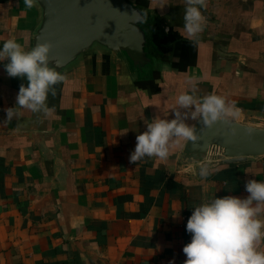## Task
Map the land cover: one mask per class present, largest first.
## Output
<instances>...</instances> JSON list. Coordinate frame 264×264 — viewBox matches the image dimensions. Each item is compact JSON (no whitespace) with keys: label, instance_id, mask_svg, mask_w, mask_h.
<instances>
[{"label":"crops","instance_id":"crops-1","mask_svg":"<svg viewBox=\"0 0 264 264\" xmlns=\"http://www.w3.org/2000/svg\"><path fill=\"white\" fill-rule=\"evenodd\" d=\"M184 7V0L166 7L180 33ZM201 12L198 42L184 39L154 83L96 54L49 95L47 115L20 110L5 122L27 84L0 62V264H184L193 207L246 198V181L264 180V156L201 177L179 162L184 140L166 160L129 163L145 121L174 118L176 97L193 83L198 96L234 104L233 120L264 127V0H206ZM34 18L23 2L0 6V48L14 38L26 49Z\"/></svg>","mask_w":264,"mask_h":264},{"label":"clouds","instance_id":"clouds-1","mask_svg":"<svg viewBox=\"0 0 264 264\" xmlns=\"http://www.w3.org/2000/svg\"><path fill=\"white\" fill-rule=\"evenodd\" d=\"M23 4L31 10L39 6L40 0H23ZM184 6V27L180 35L195 44L204 31L205 17L201 8L206 7V0H184ZM145 17L142 10L133 11L130 16L136 23H144ZM53 47L51 41L38 42L31 49H25L14 38L4 41L0 48V62L8 61L4 65L7 75L28 82L27 86L20 85L16 106L5 109V122L17 118L20 110L45 115L52 111L47 103L49 94L55 96V85L66 80L65 74L50 66ZM193 80L189 82L193 83ZM197 91L193 83L191 92L176 97L172 109L174 118L157 116L145 121L146 130L136 136L129 163L137 164L145 157L166 160L170 148L181 140L199 141L196 126L186 122L189 119L201 123L203 129L237 116L239 110L224 97L217 94L201 97ZM199 174L201 177L209 175L207 166L201 167ZM245 190L249 194L246 198L214 197L193 207L186 224L191 241L183 247L184 264H264V251L260 250L264 242V219L260 218L264 215V180L246 181Z\"/></svg>","mask_w":264,"mask_h":264},{"label":"water","instance_id":"water-1","mask_svg":"<svg viewBox=\"0 0 264 264\" xmlns=\"http://www.w3.org/2000/svg\"><path fill=\"white\" fill-rule=\"evenodd\" d=\"M18 2L23 0H0V6ZM169 2L172 0H40L32 8L35 18L25 35L26 49L51 41L50 66L65 75L100 54L122 62L136 79L154 83L161 68L174 66L175 54L186 48L184 36L167 19V5L162 7ZM140 10L146 13L144 23L130 18L133 11ZM60 84L55 85L56 92ZM193 124L200 139L184 142L179 162L194 166L197 175L203 166L210 169L264 156V127L233 119L212 128L202 129L197 121Z\"/></svg>","mask_w":264,"mask_h":264}]
</instances>
